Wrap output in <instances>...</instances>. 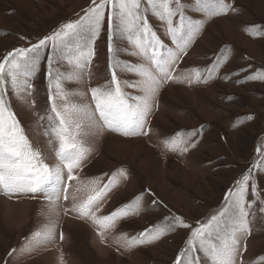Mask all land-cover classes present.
Masks as SVG:
<instances>
[{"label": "rangeland", "instance_id": "obj_1", "mask_svg": "<svg viewBox=\"0 0 264 264\" xmlns=\"http://www.w3.org/2000/svg\"><path fill=\"white\" fill-rule=\"evenodd\" d=\"M180 3L184 15L202 28L186 54L180 55L174 78L161 80L144 129L147 134L125 137L85 124L87 134L81 138L90 151L74 172L78 179L64 185L67 199L61 197L55 204L40 193L6 195L0 191V264H176L192 233L226 207L228 192L235 190L250 169L251 234L242 238L247 245L242 259L244 264H253L264 256V80L251 79L256 72H264V0H225L232 10L214 17L200 12L195 0ZM94 6L92 0H0V61L14 49L29 48L63 25L80 20ZM141 6L146 7V0H141ZM110 12L108 6L92 45L90 78L85 70L79 81L64 84L66 90L87 93L70 96L73 102L89 103L90 87L110 78V43L120 63H143L131 54L135 49L125 36L115 32V20L110 38ZM146 15L160 40L177 51L166 23L150 11ZM51 52L49 46L32 80L35 91L27 99L35 100L34 106L17 99L11 90L7 93L21 126L49 156V163L54 157L42 134L45 122L38 121L37 113L43 115L48 102L47 56ZM225 53L227 59L205 82L206 70ZM53 67L73 71L67 60ZM196 69L202 71L200 81H189ZM117 76L121 81L140 79L119 68ZM125 91L132 96L142 94L135 88ZM194 131L198 134L189 138ZM178 136L188 142L171 150L165 142ZM120 169L126 176L118 175ZM113 174H117L116 182L99 201L98 210L94 209L98 219L124 210L139 196L143 199L138 211L103 229L82 217L78 206L95 194L93 189L104 188ZM176 217L188 227L176 226L153 242L126 246L146 230L174 225ZM50 220L55 222L54 239L36 244L33 234ZM187 255L181 264H187ZM195 255L200 256V264H209L203 253Z\"/></svg>", "mask_w": 264, "mask_h": 264}, {"label": "snow or ice", "instance_id": "obj_2", "mask_svg": "<svg viewBox=\"0 0 264 264\" xmlns=\"http://www.w3.org/2000/svg\"><path fill=\"white\" fill-rule=\"evenodd\" d=\"M92 2L95 6L89 8L80 20L63 25L60 30L29 48L14 49L0 61V191L6 195L40 193L46 196L50 204H55L61 197L67 199L64 185L78 179L74 172L82 167L90 151L81 138L87 134L84 132L85 124L89 128H106L125 137L147 134L144 129L147 118L153 111L161 80L174 78L173 69L180 55L186 54L187 48L202 28L201 23H194L184 15L180 0H146V7L141 6V0H100L99 4H96V0ZM195 3L198 10L208 17L232 10V6L225 3V0H195ZM108 6H111L110 38L114 36L111 29L112 21L115 20V32L125 36L135 49L131 54L139 56L143 63H120L114 58L116 50L110 43V78L103 85L90 87L89 103L73 102L69 99L70 96L87 93L66 90L64 84L79 81L85 70L90 78L91 61L95 55L92 45L103 27ZM149 11L166 23L167 33L177 51L168 48L148 24L146 14ZM176 17L178 21H175ZM49 46L52 52L47 56L48 102L44 114L37 113V116L39 122H45L42 123V134L47 137L46 143L54 157L53 163H49V156L29 139L7 98V93L11 90L17 99L30 106L35 105V100L27 98L35 91L32 80L38 73L44 52ZM226 59L225 53L206 70L209 75L205 82ZM59 60H67L73 71L60 72L59 68H54L53 64ZM118 68L134 73L140 79L121 81L117 76ZM201 75L202 71L196 69L188 79L199 82ZM251 79L264 80V72H256ZM126 88H135L142 94L132 96L125 91ZM197 134L194 131L188 136L191 138ZM187 142L178 136L165 144L171 150H176ZM181 150L187 151V148L183 147ZM250 173L251 169L249 174H245L237 182L235 190L228 192L226 207L192 233V238L187 241L176 264H181L185 254H188L187 264H200V256L195 255L197 251L203 253L209 264H244L242 254L247 245L242 244V238L251 234L248 220L251 204L247 200ZM116 175L113 174L104 188L98 191L93 189L95 194L78 206L82 217L91 218L103 229L114 226L116 219L138 211L143 199V196H139L124 210L98 219L94 209L98 210L99 201L116 182ZM118 175L126 176L125 170L120 169ZM255 189L256 185L253 183V192ZM174 219V225L146 230L139 237L128 240L126 246L153 242L176 226L188 227L179 217ZM54 229L55 222L50 220L42 231L33 234V240L36 244L51 241L54 239ZM60 239H63L62 233ZM253 264H264V256L258 257Z\"/></svg>", "mask_w": 264, "mask_h": 264}]
</instances>
